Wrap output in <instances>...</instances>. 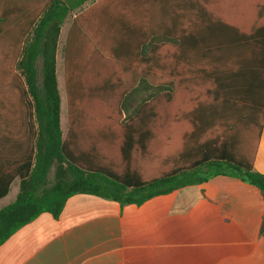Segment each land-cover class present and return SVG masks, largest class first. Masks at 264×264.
<instances>
[{
    "label": "crops",
    "instance_id": "1",
    "mask_svg": "<svg viewBox=\"0 0 264 264\" xmlns=\"http://www.w3.org/2000/svg\"><path fill=\"white\" fill-rule=\"evenodd\" d=\"M112 1L89 0L61 26L56 73L66 104L73 23L79 19L70 46L75 75L86 72L80 65L90 53L93 58L103 49L108 22L127 20L120 25L129 33L130 62L142 59L144 73L157 68L161 76L157 84L145 78L134 91L159 88L156 98L175 101L166 116L175 122L177 147L161 157V173L229 157L252 162L264 175V0H144L142 9L139 0ZM10 12L0 15V24ZM153 20L161 27L158 34ZM156 36L165 40L152 47ZM8 159L1 153L0 189ZM20 185L15 177L0 209L16 201ZM0 264H264V195L236 174L215 175L142 205L77 194L58 219L42 213L7 239Z\"/></svg>",
    "mask_w": 264,
    "mask_h": 264
},
{
    "label": "trees",
    "instance_id": "2",
    "mask_svg": "<svg viewBox=\"0 0 264 264\" xmlns=\"http://www.w3.org/2000/svg\"><path fill=\"white\" fill-rule=\"evenodd\" d=\"M88 1L50 0L22 45L16 66L22 78L18 98L24 107L25 132L31 137V142L22 150L21 158L13 160L9 157L7 160L0 198L7 194L15 177L20 178L21 185L16 201L0 209V246L42 213H49L58 219L68 199L77 194L95 195L122 206L142 205L156 196L201 184L215 175L236 174L259 188L264 195V175L253 170L252 162L244 165L229 157L225 160L208 159L192 168H177L162 173L157 170L152 176L135 169L132 155L137 150L146 153L155 137L154 118L140 117L143 106L136 108L123 126L120 153L124 168L118 170L105 153V147L111 146L115 140L114 135L108 128H97V131L88 128L94 127V123L83 124L79 103L80 95L84 97V94H81L78 84L73 83L72 86L70 83L74 79V75L70 74V63H74L70 46L79 19L73 23L67 39V96L73 118L64 136L56 73L58 39L66 16ZM104 51L98 50L97 59H93L101 67L107 66L103 61ZM107 54L121 67H131L127 48L123 51L112 49ZM89 59L86 61L89 62ZM102 90L95 92L89 89L85 94L91 97L93 94L111 93L110 90ZM159 93V88H156L145 101L154 100ZM125 100L124 109L127 106ZM204 167L207 171H203Z\"/></svg>",
    "mask_w": 264,
    "mask_h": 264
},
{
    "label": "rangeland",
    "instance_id": "3",
    "mask_svg": "<svg viewBox=\"0 0 264 264\" xmlns=\"http://www.w3.org/2000/svg\"><path fill=\"white\" fill-rule=\"evenodd\" d=\"M143 1L144 0L137 1L141 2V9L143 7ZM48 2V0L41 3L30 1H0V15L11 11L8 20L2 23L3 25L0 24V157L2 153V158L5 153L9 157H12L13 160L20 158L22 150L31 142V137L25 132L24 107L18 98V87L20 86L22 78L16 66L22 45L31 35L33 26L36 24L40 14L47 7ZM112 2H116V0ZM120 2L130 4L134 2V0H120ZM171 2L173 1L165 0L163 1V5H168V3ZM156 3L158 4L159 2L152 1V6L154 4L156 5ZM92 8H89L87 12L94 10L95 7L93 6ZM140 19L142 22L143 17H140ZM117 21H109V27L106 26L103 32L104 34H101V36L103 35L102 44L106 54L103 56V61L107 66L101 67L97 64V61L93 60L95 58L97 59V54L92 58V54L90 53L89 62L83 60L86 65H80L81 67H85L86 72L82 74H72L74 75V79L73 81L71 80L70 83L72 86L73 83L78 84L81 94L83 93L85 97L80 95L79 103V112L82 111V113H80V119L84 122L83 124L90 125L94 123V127L88 128L96 131L100 128H108L112 136L114 135L115 140L111 143V146L105 147V153L108 155V160L111 161L112 164L118 166V170L124 168V160L120 153V144L122 140L120 138L124 131V124L128 122L134 110L142 106L140 117L149 119L147 115H150L151 112L156 114L154 118L155 127L153 129L155 136L154 140L150 143L146 153L143 154L137 150L132 155V164L134 168L144 174L148 173L152 176L159 170L161 171V157L163 154L173 153L177 147L174 143L175 122L172 117L169 118L166 116L167 112L169 113V105L173 106L175 101H172L171 104H167L164 100L160 101L158 97L152 101L146 102L145 100L149 98L151 94L148 92L143 93L141 90L142 87H140V92H132V90L142 83L145 78L157 84L161 81V76L157 68H151V72H148L147 69V73H144L143 69H146L147 66L146 62L144 64L142 59L138 64L134 65L130 63L131 67L128 69L121 67L119 63L109 59L110 57L107 53H110V50L123 51L124 48H127V46L124 47V44L127 45L129 33L125 25L122 27L120 25V23H127V20ZM159 29H161L160 25L153 20L152 30L158 34ZM164 40L165 39L158 36L153 37L150 46L159 45L161 41L163 42ZM152 67H154V65ZM165 79L166 77L162 78V80ZM107 81L109 82L108 84L105 83ZM61 83V127L65 134L69 131L70 122L73 117L70 113L68 96L66 104L63 82ZM89 89L95 92L106 89L108 91L110 90L111 93H109V95L93 94L90 97L85 94ZM124 100L127 102L125 109L123 107ZM164 170L165 169H163V171Z\"/></svg>",
    "mask_w": 264,
    "mask_h": 264
}]
</instances>
